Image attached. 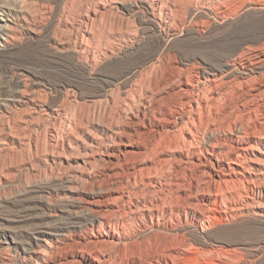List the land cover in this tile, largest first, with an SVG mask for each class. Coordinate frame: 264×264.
<instances>
[{
    "label": "bare ground",
    "instance_id": "6f19581e",
    "mask_svg": "<svg viewBox=\"0 0 264 264\" xmlns=\"http://www.w3.org/2000/svg\"><path fill=\"white\" fill-rule=\"evenodd\" d=\"M26 1L0 2V9L26 19ZM132 1L158 37L160 54L125 90L107 94L112 121L76 145L83 150L81 173L99 186L85 190L76 185L77 174L60 177L57 189L70 203L69 218L39 230L33 263L238 264L237 248L220 237L211 241L209 232H228L227 224L250 215L264 219V40L252 45L242 38L221 66L193 71L173 64V54L163 51L183 22L187 0ZM195 1L224 21L245 4L256 12L254 19L264 16V0ZM87 2L104 4L78 3ZM3 21L0 36L11 35L9 18ZM85 21L78 36L82 57L97 61L101 55L90 42L103 46L102 39L103 55L111 56L113 30L103 29L99 38L88 29L90 18ZM18 101L26 108L36 103L33 97ZM35 105L38 113L47 111ZM63 115L53 111L55 118ZM72 122L65 120L60 138L51 131V148L64 145L66 137L79 138ZM96 167L107 169L100 180ZM186 226L195 229L198 240Z\"/></svg>",
    "mask_w": 264,
    "mask_h": 264
},
{
    "label": "rangeland",
    "instance_id": "374dc122",
    "mask_svg": "<svg viewBox=\"0 0 264 264\" xmlns=\"http://www.w3.org/2000/svg\"><path fill=\"white\" fill-rule=\"evenodd\" d=\"M20 1L0 0L8 6ZM103 1L97 8L94 2L79 5V0H27L26 19L17 11L9 14L8 7L0 9V24L9 18L11 26V35L0 36V264H34L31 251L40 247L35 238L39 230L69 218L70 203L57 189L61 178L77 174L75 183L81 189L98 188L97 181L81 173L83 150L76 145L110 124L108 95L125 90L160 54L158 37L134 1ZM192 1L185 3L183 22L163 48L173 54V64L203 72L221 66L242 38L252 45L264 40V16L254 19L256 12L248 4L224 21L202 2ZM88 18V29L97 37L103 29L114 31L112 46L108 45L111 56L103 55L102 39L103 46L90 42L101 55L97 61L82 57L78 39ZM20 97H33L47 111L38 113L35 104L26 108ZM55 108L63 111L62 118L53 116ZM67 119L81 140L72 135L64 145L51 148L49 135L62 137ZM105 171L96 167L98 180ZM231 224L225 233L210 230L211 241L220 237L236 247L238 264H264V219L250 215ZM185 232L198 240L192 226Z\"/></svg>",
    "mask_w": 264,
    "mask_h": 264
}]
</instances>
